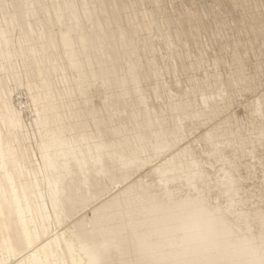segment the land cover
Instances as JSON below:
<instances>
[{
    "label": "bare ground",
    "instance_id": "obj_1",
    "mask_svg": "<svg viewBox=\"0 0 264 264\" xmlns=\"http://www.w3.org/2000/svg\"><path fill=\"white\" fill-rule=\"evenodd\" d=\"M211 2L0 0V264H264V0Z\"/></svg>",
    "mask_w": 264,
    "mask_h": 264
},
{
    "label": "rangeland",
    "instance_id": "obj_2",
    "mask_svg": "<svg viewBox=\"0 0 264 264\" xmlns=\"http://www.w3.org/2000/svg\"><path fill=\"white\" fill-rule=\"evenodd\" d=\"M167 1H168V0H167ZM203 1H204V2H203ZM203 1H202V0H198V3H200V6L204 5V3H205V4H210V3H211V4H214V3L211 2L212 0H208V1H207V0H206V1L203 0ZM201 2H202V4H201ZM213 2H214V1H213ZM188 7H189V6H188ZM240 106L242 107V104H241V105H237L238 108H237L236 105H235L236 108H234V110H236V112L238 113L239 116L242 115V114L244 113L243 111L241 112V109H240V112H238L239 108H241ZM241 113H242V114H241Z\"/></svg>",
    "mask_w": 264,
    "mask_h": 264
}]
</instances>
